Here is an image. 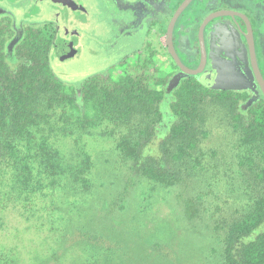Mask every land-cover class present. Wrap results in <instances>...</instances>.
<instances>
[{"label": "trees", "instance_id": "16d2710c", "mask_svg": "<svg viewBox=\"0 0 264 264\" xmlns=\"http://www.w3.org/2000/svg\"><path fill=\"white\" fill-rule=\"evenodd\" d=\"M55 36L29 29L13 52L0 41V221L11 206L41 221L46 237L33 249L19 232L0 248V264H123L120 242L132 227H148L150 198L180 209L165 218H176L180 235L201 224L206 244L221 245L219 264H264V100L248 106L246 95L205 88L190 76L169 91L173 73L156 65L155 52L75 90L50 71ZM217 121L232 128V148L208 144ZM71 137L113 144L94 158L84 142L69 158L64 141ZM234 166L243 172L246 205H231L225 188ZM154 235L147 250L160 257L170 241ZM63 238L75 241L59 254ZM45 248L51 257L39 252Z\"/></svg>", "mask_w": 264, "mask_h": 264}, {"label": "rangeland", "instance_id": "374dc122", "mask_svg": "<svg viewBox=\"0 0 264 264\" xmlns=\"http://www.w3.org/2000/svg\"><path fill=\"white\" fill-rule=\"evenodd\" d=\"M124 1V0H123ZM122 0H0V35L8 39L5 44L6 50L13 52L16 45L23 39L29 29L39 30L43 33L44 37L48 39L56 35L57 37L65 38L68 36L69 40H72V53L69 45H65L66 51L71 53H61L58 48H53L49 57V68L53 75L66 86L72 87L75 90H80L83 85L93 76L108 72L114 66H119L126 61L128 63L135 62L139 56H148L151 53L155 55L152 60L158 67H161L164 71L177 72L176 67L168 59L165 49L162 48L166 36L159 40L160 44L149 41L144 35V30L138 37H126L127 33L122 31L117 33L116 26L113 25V21L120 16L117 10H120L119 5L112 3H122ZM130 1V0H128ZM139 1L143 6L141 10L144 14L152 12L149 16L155 15L156 12L152 11L153 7L158 11L156 0H131ZM151 1L152 6L147 5V2ZM256 1V0H254ZM259 1V0H258ZM251 2V0H250ZM263 6L259 5L264 12ZM114 6L111 8V6ZM253 5H249L247 10H251ZM123 13H126L123 11ZM259 13V12H257ZM130 15V13H129ZM2 16H5L2 17ZM1 21L2 24H1ZM9 21V22H8ZM10 21L14 24H11ZM226 22L229 24L232 22L231 18H220L212 22L211 26L215 23ZM7 22V26L4 25ZM13 25V26H12ZM14 27L19 30H13ZM30 27V28H29ZM26 28V29H24ZM230 27H221L218 30V39L221 41L223 37L226 40L233 34V29ZM22 30H25L22 37L19 39L18 34ZM126 30V29H125ZM215 29V31H217ZM222 30V31H221ZM12 31V32H11ZM128 32V31H127ZM126 33V34H125ZM118 35L116 37L115 35ZM215 34V33H214ZM161 35V36H162ZM209 36V34H208ZM207 41L209 43V37ZM13 38V40H11ZM231 39V37H230ZM11 40V41H10ZM66 40V39H65ZM116 42L114 45H109L110 42ZM259 48L262 49L263 45L259 44ZM224 55L220 58L221 66L227 65L226 68H216L213 65V59L209 52V66L202 73L197 75L196 80L205 88L212 90H226L236 93H243L256 85L255 78L251 72V78L247 76V72L243 71V74L237 73L234 69L230 68L226 62L232 60L233 56L229 54V51L225 50ZM231 56V57H230ZM228 57V58H227ZM230 57V60H228ZM237 56H235L236 59ZM246 61H248V53L246 50ZM242 58V57H241ZM239 61V59H236ZM235 60V61H236ZM236 61V62H237ZM225 64H224V63ZM248 65V64H247ZM192 69V68H190ZM172 72V73H173ZM180 73L174 75L169 79L167 89L172 91L178 87L183 79L178 83L176 77ZM175 79V81H174ZM174 81V82H172ZM178 84V85H177ZM171 86V87H170ZM212 136L209 139V145L215 149H227L232 148L236 139L235 134L232 132V128L225 122H212ZM80 138V137H79ZM77 137H71L64 141L66 151L63 152L64 156L69 158L74 157L76 151L75 146L78 147L84 145L87 142L90 147V151L93 152L94 158L102 157L101 151H109L112 148V142L102 138L85 137L80 140ZM82 141V142H81ZM98 146L100 148L98 149ZM70 161V160H69ZM68 161V162H69ZM226 162V161H224ZM120 172V176L124 175V172ZM249 176V171H246ZM233 179L225 185L227 192L232 193L231 205H246L245 197L242 194V176L237 166L232 169ZM102 176H107L110 182L114 176H109L108 171H102ZM119 176V177H120ZM118 182V181H117ZM118 184V183H117ZM232 184H236L234 187ZM114 190L117 188L112 187ZM251 190V189H250ZM111 192V189H110ZM143 199L140 197L139 201ZM153 198L148 199L149 201ZM146 201L150 213L146 214L147 226L145 229H138L132 227L128 230L127 236H125L120 242V256L125 259L123 264H219L221 245L216 241L207 242L208 233L204 230L202 225L199 224L197 230L193 234L180 235L178 231L179 223L175 217V212H179L180 209L176 208V205H172L162 202L151 204ZM152 205H155L154 207ZM176 208L177 211H174ZM165 212V213H164ZM166 220V221H165ZM38 219L31 218L30 221L26 220L22 216L21 212L17 209L9 207V212L3 221H0V248L4 251L8 241H15V237L19 232H24L25 237H29L31 240L32 248L38 249L41 242H45L46 237L40 227ZM152 233L154 237L161 242H169V248H164L161 251L162 256H155L151 251L147 250L150 245V238ZM39 235V236H38ZM75 241L74 238L66 242V238L61 240L64 246L59 250V254H64V249L69 248L71 243ZM176 241V242H175ZM110 244V243H108ZM175 248V249H173ZM6 251V250H5ZM214 251V253H213ZM43 255L51 257L54 251L49 249L40 250ZM205 254V255H204ZM20 255L25 261V256L20 252ZM213 256L210 260L208 256ZM29 261L32 258L35 261L36 252L28 253ZM55 262H48V264H54ZM56 264H72L71 258H63Z\"/></svg>", "mask_w": 264, "mask_h": 264}, {"label": "flooded vegetation", "instance_id": "af4514ba", "mask_svg": "<svg viewBox=\"0 0 264 264\" xmlns=\"http://www.w3.org/2000/svg\"><path fill=\"white\" fill-rule=\"evenodd\" d=\"M263 2H264V0H259V1L257 0L254 3L249 2L247 4V6H245L242 3H239V0L238 1L237 0H211L210 3H212V6L210 7L211 12L209 14L216 12V11H219V10H229V11H236L239 13H243V14H245V16H247V18L250 21L251 26L253 28L254 44H255V57H256L255 63H256V65H258V68H259L261 75L263 77V80H264V12L261 11L262 8L259 6V5L263 6V4H262ZM112 4H114L116 6L117 5L120 6V10L116 9V12H119L120 16L113 21V25L116 26V29L119 28L118 30H116L117 33H121L122 31H125L127 33L126 37L128 36L129 38H131V37H138L139 35H141V33H143L142 31L144 30L145 37H147L152 42L153 41L156 42V44L158 43V46L160 44L159 40L163 37V35L166 36L167 27L170 23V20L173 16L174 11L178 7V5H177L176 7L172 8L170 10L166 7L165 3L162 2V3L156 4L158 6V11H156L155 8L151 9L152 11L156 12V14L149 16L152 12H150V13L148 12L147 14H144L141 10V7L143 5L139 1L124 0L122 3L118 4V3L114 2ZM156 5H155V7H156ZM249 5H253L251 10L250 9L247 10ZM110 6H111V8L114 7L112 5H110ZM123 11H125L126 13H123ZM257 12H259V13H257ZM129 13H130V15H129ZM185 15H186V13H184L180 17V19H178V21L175 25L173 41H174V46H175L176 52H177L181 62L186 67L192 68L195 70V69L199 68L201 60H202L200 43L198 40V29H199V26L202 23V21L208 15H206L200 21V23L196 26L194 31L192 30V28H190V32H191V34L194 35V38H195V45H196L195 51L191 50L186 42H184L182 44L180 51H179L178 48L176 47V43H175L176 33L178 31V27L180 25H182L183 23H186V21H185L186 16ZM2 17L5 18V16H2ZM228 18H231V17H228ZM2 22L3 21H1V24H2ZM237 22L241 26L242 30H246V24L244 21H242L241 19L238 18ZM10 23L13 24L11 21H10ZM221 23H223V24L225 23V25H223L222 27H229V28L231 27L233 29V34L231 36H229V38L227 40L225 37H223V39H221V41H219L216 34H213L212 37H210V35L208 36V34H209L208 28L209 27L207 28V31H205L204 37H205L206 48L208 51V60L205 64L204 71L209 66V60H210L209 59V52H210L211 58L213 59V62H214L213 65L215 64L216 68L221 69V68H226L227 65L221 66L220 58L222 56H225L224 55V54H226L225 50L229 51V54L231 56H233L232 57L233 59L230 60L231 56L229 57L228 60H230V61L226 62L228 64V66L231 65L230 68H232V70L234 69L237 73H240L241 75L243 74V71L247 72V76L249 78H251V72L249 73V71L251 69L252 75L255 78L256 85L253 83V86L251 85L249 90L244 91L242 93V94L246 95V97H247L246 102H247L248 106L252 105L257 100H260V101L264 100V93H263V91H262V89H261V87L257 81V76H256L255 71H254L253 58L251 57V52H250L249 46L246 44V40H245L243 34L241 33L240 28L238 26L234 25L232 22L227 24L226 22L222 21L220 23L218 22L215 24H218V26H220ZM4 25L7 26V22ZM24 29H26V28H24ZM13 30H19V29H16L14 27ZM24 32H25V30H22L21 32H19V34H18L19 39L22 37ZM217 34H218V31H217ZM115 36L118 37L119 34L118 35L116 34ZM207 36L209 37V43L207 41ZM63 37H65V38H61V37L56 38V36H55V38L53 40L54 42L52 45V49L55 47V48H58L59 52L67 53L68 51H66L65 45H69V47H71L73 45V42H72V40H69L68 36H63ZM230 37H231V39H230ZM11 40H13V38ZM0 41H2L4 44H6L8 39H5V37L0 35ZM258 42H259V44L263 45L262 49L259 48ZM115 43H116L115 41L113 42V44H112V42H110L109 45L112 46ZM162 48L165 49V53H167L168 59L171 61V63H173L174 67H176V69H177V72L171 71V73L173 72V75H172V77H173L174 75H177L178 73H180V69L177 66L175 60L169 54V50H168V46H167V36L164 40V44H162ZM246 50L248 53V61H246V59H247ZM222 52H224V53H222ZM235 56H237L236 59H239V61H237L235 59ZM185 76H189V75H185ZM190 77L195 78L196 76H190Z\"/></svg>", "mask_w": 264, "mask_h": 264}, {"label": "water", "instance_id": "95a60500", "mask_svg": "<svg viewBox=\"0 0 264 264\" xmlns=\"http://www.w3.org/2000/svg\"><path fill=\"white\" fill-rule=\"evenodd\" d=\"M153 1V0H151ZM151 1L147 2V5L150 7L152 6ZM156 0L155 2H157V4L164 2L166 7L168 9H172L174 7H176L178 5V7L176 8V10L173 13V16L170 20V23L167 27V32H166V36H167V46H168V50H169V54L172 56V58L175 60L177 66L180 69V74L179 76L176 77V81L178 83H180V80L182 77H184L185 75H189V76H197L199 74H202L204 72V68H205V64L208 60V51L206 48V44H205V31H207L208 28V32L210 37H212V35L215 33L216 36L217 31L219 30V28H221L223 25H225V23H221L220 26H218V24H214L213 26H211L210 24L220 18H225V17H231L232 18V23L236 26H238L241 30V33L243 34L245 40H246V44L249 46L250 52H251V57L253 58V66H254V71L255 74L257 76V81L264 93V80L263 77L261 75V72L258 68V65H256V60H255V44H254V35H253V28L251 26L250 21L248 20L247 16H245V14L243 13H239L236 11H229V10H219L216 12H213L211 14H209L211 12L210 7L208 6H204L202 7V4L205 2V0ZM208 1V0H206ZM238 1V0H237ZM257 1V0H256ZM254 0H251V2H256ZM249 0H239V3H242L243 5L247 6V4L249 3ZM156 5V3H155ZM154 8V7H153ZM186 13V20L188 22H191V28L194 31L196 26L200 23V21L206 16L208 15L200 24L199 29H198V40L200 43V48H201V63L198 69H190L188 67H186L180 60L175 46H174V41H173V36H174V30H175V25L178 21V19H180V17ZM241 19L242 21L245 22L246 24V30H242L241 26L239 25V23L237 22V19ZM215 29L217 31H215ZM72 46L70 47L71 52L73 51ZM71 52H67V53H71ZM72 53H75L74 51ZM224 53V52H222ZM226 56V55H225ZM175 81V79H174ZM172 81V82H174ZM178 85V84H177ZM171 87V86H170Z\"/></svg>", "mask_w": 264, "mask_h": 264}, {"label": "crops", "instance_id": "0c3cea01", "mask_svg": "<svg viewBox=\"0 0 264 264\" xmlns=\"http://www.w3.org/2000/svg\"><path fill=\"white\" fill-rule=\"evenodd\" d=\"M185 21H186V23H183L182 25H180L178 27V31L176 33V41H175L176 47L180 51L182 44L184 42H186L188 44L189 48L191 50L195 51V49H196L195 38H194V35L191 34V32H190L191 22H188L187 20H185Z\"/></svg>", "mask_w": 264, "mask_h": 264}]
</instances>
